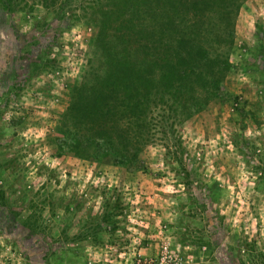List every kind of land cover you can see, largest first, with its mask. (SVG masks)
Returning <instances> with one entry per match:
<instances>
[{
    "label": "rangeland",
    "instance_id": "rangeland-1",
    "mask_svg": "<svg viewBox=\"0 0 264 264\" xmlns=\"http://www.w3.org/2000/svg\"><path fill=\"white\" fill-rule=\"evenodd\" d=\"M80 1L0 3V264H264V0L234 15L217 94L175 123L183 148L156 110L132 165L59 148L102 64Z\"/></svg>",
    "mask_w": 264,
    "mask_h": 264
},
{
    "label": "trees",
    "instance_id": "trees-1",
    "mask_svg": "<svg viewBox=\"0 0 264 264\" xmlns=\"http://www.w3.org/2000/svg\"><path fill=\"white\" fill-rule=\"evenodd\" d=\"M243 1L81 0L98 28L94 56L100 52L102 66L74 90L59 148L86 159L114 156L116 163L132 165L152 140V116L159 110L181 150L175 123L217 94L230 66L234 15ZM42 2L54 8L73 4ZM0 3L12 10L11 0ZM75 112L85 124L70 128L65 124ZM159 129V139L167 142L166 128Z\"/></svg>",
    "mask_w": 264,
    "mask_h": 264
},
{
    "label": "crops",
    "instance_id": "crops-1",
    "mask_svg": "<svg viewBox=\"0 0 264 264\" xmlns=\"http://www.w3.org/2000/svg\"><path fill=\"white\" fill-rule=\"evenodd\" d=\"M263 6H264V2H263ZM260 12L262 13V16H263V19H264V11H259V13H257V14L259 15Z\"/></svg>",
    "mask_w": 264,
    "mask_h": 264
}]
</instances>
